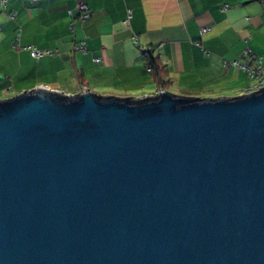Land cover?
I'll return each mask as SVG.
<instances>
[{"label": "water", "instance_id": "water-1", "mask_svg": "<svg viewBox=\"0 0 264 264\" xmlns=\"http://www.w3.org/2000/svg\"><path fill=\"white\" fill-rule=\"evenodd\" d=\"M0 264H264V86L0 99Z\"/></svg>", "mask_w": 264, "mask_h": 264}, {"label": "crops", "instance_id": "crops-1", "mask_svg": "<svg viewBox=\"0 0 264 264\" xmlns=\"http://www.w3.org/2000/svg\"><path fill=\"white\" fill-rule=\"evenodd\" d=\"M76 1L0 0V99L39 86L235 97L257 83L232 62L264 65V0H82L85 20Z\"/></svg>", "mask_w": 264, "mask_h": 264}, {"label": "built area", "instance_id": "built-area-1", "mask_svg": "<svg viewBox=\"0 0 264 264\" xmlns=\"http://www.w3.org/2000/svg\"><path fill=\"white\" fill-rule=\"evenodd\" d=\"M1 1L4 2V0ZM73 9L78 12L79 18L81 20H85L90 16L88 6L82 0H77ZM69 13H72V9L69 10ZM77 48L84 51L83 45H79ZM30 54L33 58L39 59L44 54V52L32 48L30 49ZM232 65L245 70L250 78L257 79V83L252 87L253 89L251 88L252 90L251 89L249 90L255 91L264 86V65L261 64L260 59H258L255 66H249L245 63H242L239 60L233 61Z\"/></svg>", "mask_w": 264, "mask_h": 264}, {"label": "rangeland", "instance_id": "rangeland-1", "mask_svg": "<svg viewBox=\"0 0 264 264\" xmlns=\"http://www.w3.org/2000/svg\"><path fill=\"white\" fill-rule=\"evenodd\" d=\"M182 96L190 97V96H187V95H182ZM194 97H198V98H206V97L201 96V95H199V96H194Z\"/></svg>", "mask_w": 264, "mask_h": 264}, {"label": "trees", "instance_id": "trees-1", "mask_svg": "<svg viewBox=\"0 0 264 264\" xmlns=\"http://www.w3.org/2000/svg\"><path fill=\"white\" fill-rule=\"evenodd\" d=\"M151 61L153 62L152 58H151Z\"/></svg>", "mask_w": 264, "mask_h": 264}]
</instances>
